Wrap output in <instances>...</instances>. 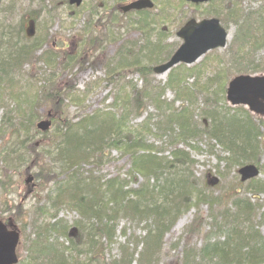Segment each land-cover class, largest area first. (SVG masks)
Returning <instances> with one entry per match:
<instances>
[{"label": "trees", "instance_id": "1", "mask_svg": "<svg viewBox=\"0 0 264 264\" xmlns=\"http://www.w3.org/2000/svg\"><path fill=\"white\" fill-rule=\"evenodd\" d=\"M28 1L40 6L52 2ZM219 1L220 5L206 14L218 18L226 28L229 22L236 27L226 48L229 57L219 58L216 52L206 55L202 62L207 63V68L194 73L191 86L178 84L183 77L176 78L174 73L181 68L188 74L184 79L190 76L191 69L184 65L172 69L163 85H156L152 78L153 67L167 61L175 51V46L165 43L168 25L174 18L167 8L172 2L173 10H182L188 5L185 0H153L158 8L155 13L144 10L124 14L116 7L113 16H103L104 32L96 50L104 70L102 83L110 87L111 103L105 105L104 100L102 107L77 121L58 113L64 99L74 105L82 100L73 93L74 89L59 87L55 82L60 62L52 49L43 51L39 61L54 73L32 76L31 71H23L25 66L33 65L36 53L48 44V36L28 38L23 18L9 29L0 26V106L5 109L0 120V140L11 136L0 149L1 169L17 171L23 163L32 162L29 146L40 137L42 176L37 174L35 179L50 184L41 205L35 204L28 211L31 234L25 241L26 257L21 264H95L106 246H111L119 220L140 226L144 236L134 243L133 250L121 245L122 257L109 264H156L165 235L184 213L199 210L203 204L210 210L215 205L222 206L220 198L203 192L193 173L195 161L178 145L200 152L197 144L190 143L205 139L215 143L211 152L219 146L226 154L217 155L218 162L237 168L248 164L259 167L264 153V121L242 106L230 107L225 94L229 78L236 73L264 72V58H252L264 48V8L245 16L234 0ZM215 3L218 2L210 1L211 6ZM68 9L74 8L68 5ZM94 12L91 10L92 17ZM184 17L185 13L177 17L176 27L183 24ZM88 29L84 32L90 36ZM122 29L126 34L137 31L141 40L124 39ZM87 42L93 44L91 36ZM87 42L76 47L82 52L65 53L63 71L72 69L74 61L87 51ZM107 45L116 46L112 56L106 55ZM143 59L148 60L147 64ZM132 75L140 78L139 84L127 79ZM167 90L174 92L172 102L163 99ZM177 103L179 107H175ZM39 108L49 110L44 116H49L52 124L46 132L36 128V121L41 119ZM144 114L142 122L134 123ZM163 136L172 146L167 156L165 149L150 142V138L161 140ZM113 151L129 160L125 176L106 178L92 171L83 172L85 165L97 170L110 161ZM237 184L238 190H233L235 194L219 214V224L214 222L197 256H190L185 264H264V236L256 222L260 209L251 201L264 193V184L255 180L246 186ZM240 190L244 191L243 198ZM61 210L77 215L71 225L58 217ZM216 231L223 233L216 235Z\"/></svg>", "mask_w": 264, "mask_h": 264}, {"label": "rangeland", "instance_id": "2", "mask_svg": "<svg viewBox=\"0 0 264 264\" xmlns=\"http://www.w3.org/2000/svg\"><path fill=\"white\" fill-rule=\"evenodd\" d=\"M135 0H84L82 6L77 9H68L66 4L67 0H52V2H46L42 6L38 3L33 4L28 0H0V26L8 28L14 27L23 18L25 30L29 29L28 22L37 20L34 23L35 35H47L48 44L44 45L41 50L36 53L35 61L33 65H27L23 68L24 73L31 71L32 76L35 74L42 73V76L47 74H52L54 72L50 71L43 62L39 61V57L43 51L52 49L57 57V61L60 62L56 65V69L60 72L56 83L59 87H69L73 93L80 95L82 100L79 104H72L68 99H64L62 104L58 107V113H66L69 118L76 120L85 114H91L94 110L102 107V103L105 100V105L111 103L110 97V87L102 83L104 78V70L102 65L99 64L100 57L97 52L98 39L102 38V33L104 32V20L103 16L109 18L113 16L116 7L126 5ZM153 1V0H152ZM214 5H210V1L207 4H202L199 7H192L191 5H185L182 10L175 7L172 2H170L171 7L167 8V12L173 14V20H171L168 25V36L166 39V44L171 47L175 46V50L178 49L182 41L176 36L178 27L175 26V20L180 14L185 13L183 19L186 22L188 19L195 18L196 20H202L204 18H216L212 15H207L206 11L211 13L214 9L213 6H219L220 1L216 0ZM154 3V2H153ZM242 13V15L248 16L257 10L264 8V0H234ZM231 8L232 5L228 4ZM164 7V4L162 8ZM178 9V10H177ZM91 10H94V16L91 15ZM158 10L157 6L154 8L153 13ZM177 10V11H176ZM47 12V13H46ZM116 12V10H115ZM183 12V13H182ZM90 17V18H89ZM106 20V19H105ZM128 21L127 19H124ZM183 22V23H184ZM229 22V21H228ZM95 26V27H94ZM97 26V27H96ZM89 27L90 36L93 39V44L88 43L90 36L89 32H84V30ZM116 28V27H115ZM230 37L228 45L231 44L233 36L236 32V27L229 22L227 26ZM117 29V28H116ZM3 30V29H2ZM130 32L126 34L125 30L122 29L121 32L124 34V39L141 40V35L137 31L129 30ZM84 33V34H83ZM153 37V36H152ZM154 38V37H153ZM97 40V42H95ZM82 41H86L89 45L85 47L84 53L80 54V57L74 61L72 69L64 70L61 65L65 58L63 56L65 53H70L75 55L76 52L80 53L83 49L77 51L76 47ZM228 47V46H227ZM116 46L107 45V56H112L115 53ZM219 58L226 59L229 57V53L226 49L216 51ZM98 56L99 58L95 57ZM254 59L260 61L264 58V48L260 49L258 53L254 54ZM205 56L198 60L195 64L188 66L190 70V76L183 69L177 68L174 71L176 78L182 76L183 80L178 82V84H188L191 86L193 82V75L199 68L205 69L206 64L204 61ZM144 64H147L146 59L142 60ZM170 72L163 75L153 74L152 78L156 85H163L168 81ZM254 75V76H264L263 71L258 72H244L236 73V75L231 76L229 81L239 75ZM196 75V74H195ZM55 78V77H54ZM128 80H136L139 84L140 78L137 75L128 76ZM175 81V78L173 79ZM180 81V80H178ZM84 93V97L81 95ZM167 102H172L174 99V92L167 90L163 98ZM179 103L175 104V107H179ZM11 108L13 105L10 106ZM57 109V107L55 108ZM41 119L36 121V126L38 123L48 120L49 110L47 108H39L37 110ZM149 112H153L152 109ZM4 106H0V120L4 115ZM146 114L134 121L142 122ZM264 121V118H260ZM197 123L199 119L197 118ZM52 124V123H51ZM264 133V127L262 129ZM11 136L6 135L3 140H0V149L4 147L9 141ZM42 138L36 137L32 144L29 146L31 149L30 155L33 158L32 162L23 163V167L20 170H12L11 172H6L1 169L0 165V220L8 222L12 220L13 225L20 233V240L17 246V256L18 264L24 262L26 257L25 252V241L29 239L31 234L30 220L28 211L35 204L41 205V201L44 199L48 184L44 183L41 178L37 181L35 175L38 174L39 177L42 176L39 171V166L42 162L39 147L42 145ZM264 141V139H263ZM150 142H154L155 146L161 147L164 150V155L167 156L171 150L172 146L168 144V140L163 136L161 140H155L150 138ZM190 144L200 148V152L194 149H189L187 146L178 145L177 148L187 151L193 160L195 161L193 167L194 176L206 195L220 198L222 201V206H213V210L209 209L208 205H200L199 210L191 209L190 211L184 213L173 225L170 231L165 235L162 249L157 255L158 259L156 264H185L186 260L190 256H197V251L203 245L205 236L214 227V222H220V212L223 206H227V200L230 196H233L234 189L238 190L237 182L240 180V176L237 174L238 168L235 166H227L225 162H218L217 155L226 156L219 146H214L211 152V148L215 145L214 142L206 141L205 139L191 142ZM39 150V151H38ZM39 152V153H38ZM39 156H38V155ZM110 161L105 162L104 165L94 169L93 166L85 165L83 167V172L92 171L97 177H114L116 175L125 176L127 170L129 169V160L127 157H120V155L113 151L111 153ZM29 156H27V161H29ZM29 163V164H28ZM25 164V165H24ZM260 176L255 179L259 184H264V153L260 156L259 162ZM4 172V173H3ZM32 179L31 182L26 184L28 179ZM218 179L215 186H211L210 182L214 179ZM59 179H62L59 178ZM138 181V179H137ZM141 180L139 179L138 182ZM249 182L244 183L246 186ZM241 191V190H240ZM243 192H239L241 198H243ZM251 197L250 194L246 195ZM251 201L255 203L258 207L259 212H256V222L259 224V232L264 236V193H259L255 195ZM259 205V206H258ZM59 218H63V222L66 225H71L72 221L77 218V215L70 210H61L59 213ZM213 218H215L213 220ZM223 231V230H222ZM216 231V235H221L223 232ZM114 239L111 246H106L105 251L101 253L98 262L95 264H105L110 263L114 258L120 259L119 247L129 245V248L133 250L134 243L140 240L144 236L143 229L125 220H119L114 232ZM74 236V233L71 237ZM104 242V239H103ZM138 248L137 251H139ZM138 258V253L135 255ZM103 260V262H101ZM196 263V261H194ZM135 264V263H133Z\"/></svg>", "mask_w": 264, "mask_h": 264}, {"label": "water", "instance_id": "3", "mask_svg": "<svg viewBox=\"0 0 264 264\" xmlns=\"http://www.w3.org/2000/svg\"><path fill=\"white\" fill-rule=\"evenodd\" d=\"M192 4L207 3L209 0H186ZM83 0H69L70 5L79 7ZM153 4L150 0H136L124 7L121 10L124 13L129 11H140L151 9ZM34 30H29V35L32 36ZM177 37L182 40V45L172 55L170 60L165 64L159 65L153 69L157 75L166 74L178 64L187 66L197 62L202 56L209 51L215 49H223L226 47L228 40V32L221 26L217 19L203 20L196 22L195 20L188 21L178 32ZM226 100L231 106L242 105L253 114L260 116L264 115V76H245L235 77L228 84L226 91ZM49 122H41L38 128L45 132L49 129ZM238 174L241 180L255 178L259 176V171L254 165H247L239 169ZM29 178L26 183H29ZM217 180L213 179L212 184H216ZM9 227L14 229V226L9 223ZM19 235L16 231H9L7 226L0 221V264H16V247L18 244Z\"/></svg>", "mask_w": 264, "mask_h": 264}]
</instances>
